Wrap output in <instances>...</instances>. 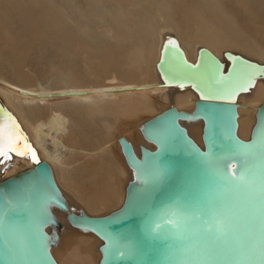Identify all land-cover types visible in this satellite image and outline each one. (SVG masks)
I'll return each mask as SVG.
<instances>
[{"label":"water","instance_id":"water-1","mask_svg":"<svg viewBox=\"0 0 264 264\" xmlns=\"http://www.w3.org/2000/svg\"><path fill=\"white\" fill-rule=\"evenodd\" d=\"M223 58L201 46L192 62L178 39L165 35L156 62L158 86L190 87L197 99L190 112L170 105L139 125L153 149L142 146L136 156L129 141L119 138L131 178L121 206L100 216L69 207L50 165L38 158L0 99V126L8 121L17 128L33 161L0 179V264H58L50 251L60 227L52 206L65 211L71 225L102 240L99 264H264V102L249 139L236 134L237 96L257 79L264 82V63L229 50ZM180 119L202 120V146ZM11 155L20 156L9 151L0 164L10 162ZM208 228L222 237L214 252L205 251Z\"/></svg>","mask_w":264,"mask_h":264},{"label":"bare ground","instance_id":"bare-ground-1","mask_svg":"<svg viewBox=\"0 0 264 264\" xmlns=\"http://www.w3.org/2000/svg\"><path fill=\"white\" fill-rule=\"evenodd\" d=\"M46 1L50 2V0ZM65 2V9L67 7L70 12L66 9L67 14H64L73 22L72 32L84 37L76 44H98L101 51L106 54L107 61L118 72L125 74L124 76H137L139 79L118 82L113 76L98 84L69 86L68 83V86H64L66 83H63L62 88L49 90L50 88L31 84L25 72L19 69V66L14 69L16 66L11 64L14 79L7 80L0 73V99L19 122L31 146L36 150L38 158L50 165L55 181L69 207L74 212H78L79 210L75 209L80 208L74 209L70 205L72 199L67 195V189L74 193L76 202L81 207L82 205L86 207L84 210L81 209L82 211L89 216H100L121 206L126 184L131 178V169L125 162L119 138L124 137L129 141L136 156L140 154L142 146L153 149L154 145L142 136L139 125L170 105H174L178 110L190 112L197 99L190 87L181 90L174 86H158L162 80L156 69V62L165 35H174L183 48L186 59L192 62L196 58L197 49L205 46L221 61L224 60L223 52L229 50L258 63H264V23H254V33L244 34L241 30L236 32L233 22L226 14L224 0H67ZM235 3L242 4L243 0H235ZM12 9L22 11L23 16H31L33 22L35 21V0H0V21L4 20L3 17ZM39 10L43 14L49 12L45 4ZM2 27L0 26V70L4 68L1 58H11L16 63L15 59L21 52L16 49L12 35ZM33 33L34 31H30V34ZM87 70L89 75L93 74V76L102 72V68L95 71L93 68ZM75 78L80 79L72 76L74 83ZM58 80H61V83L66 81L65 79L62 81L61 78ZM136 86L150 87L112 90ZM67 90H83L85 93L60 97L49 95ZM263 102L262 78L257 79L254 87L248 92L237 96L236 134L241 139H249L255 123L257 107ZM120 116L125 118L122 120L125 131L113 134V139L109 138L114 141L113 145L106 140L96 147L88 140L90 137H102L101 128L106 131H104L105 137H111L110 130H107V121L109 118L113 121ZM79 118L87 119L89 125H84L86 122L82 124L83 120L79 123L77 121ZM179 123L185 127L187 134L202 146V120L180 119ZM0 129H3L5 141L11 137L19 142L20 152L27 151L26 155L14 151L20 156L11 155L10 162L0 164L1 179L32 166L33 161L28 156L29 146L16 127L7 121L0 126ZM25 145L28 150L25 149ZM103 149L106 150L107 156L105 158L101 156V162L98 153ZM102 167L110 173V176L106 174L110 179L108 182L105 180L107 183L103 184L104 187L100 191L99 184L104 180L103 172H105L102 171ZM79 186L82 187L81 190L78 189ZM84 189L89 196L84 199L87 202L83 200ZM51 210L60 222L57 230L58 240L50 247L57 263L99 264L101 257L99 246L102 240L91 231L71 225L65 211L55 206H52ZM57 248H61L59 251L65 250L64 259L59 257L61 254L57 253Z\"/></svg>","mask_w":264,"mask_h":264},{"label":"rangeland","instance_id":"rangeland-1","mask_svg":"<svg viewBox=\"0 0 264 264\" xmlns=\"http://www.w3.org/2000/svg\"><path fill=\"white\" fill-rule=\"evenodd\" d=\"M63 1L64 0H50V2H47L46 0H35L34 22L33 17L23 16L22 11L19 12L16 9L8 11V13L3 17L4 20L0 21V26H3L2 29L7 30L12 35L11 37L14 45L16 46V49L21 52L19 57L15 59L16 63H14L11 58V60L9 58L8 60L6 57L1 58V62H4V68L0 70L2 77H4L5 79L7 78V80L14 79V76H12L13 73L11 72V68L13 65L16 66L14 69L19 66L18 68L25 72L27 77L30 78L31 84H37L46 89L50 88L49 90L53 88L54 90H57L60 87L62 88V85H64L65 83L66 84L64 86H68V83H70L69 86H81V84L82 86H86V83H88V85L98 84L106 81L108 78H112L113 76L118 82H123L124 80L128 79L138 80L139 77L137 76H124L125 74L118 72L115 67L107 61L106 54L101 51L100 47H98V44H76L80 43V41H82L84 37L82 38L80 37V35H76L75 32H72V30L74 29V25L71 23L73 22L71 20L70 22V18L68 19V17L64 14L66 13V11L70 12V10H68L67 7V10L65 9V1L67 0H65L64 2ZM44 4L47 8H49V12L47 11L48 13L45 14L39 12V8H41ZM224 5L226 7V14L233 22L236 32L241 30L244 32V34H250L251 32H253L254 23H264V0H243L242 4L235 3V0H224ZM157 16L158 15L156 14L155 17ZM232 22L229 23L232 24ZM91 28L92 30H94V27L92 25ZM30 31H34L35 36H33L34 33L33 35L30 34ZM93 35L94 37H97L96 34ZM109 42L112 43L111 41ZM3 59L5 61H3ZM91 68H93L94 71L102 68V72L100 74H97L95 72L96 74H94V76L93 74L89 75V71L87 69ZM73 73H75V75ZM72 76H76L80 79L75 78L74 83V78L73 80L71 79ZM95 77L99 78L96 79ZM60 78L62 79V81L64 79L66 81L64 80L65 82L61 83V80H58ZM70 80L72 81L70 82ZM83 81L85 82V84H83ZM56 82H58V86L60 85L59 87L57 86ZM120 117L117 119L114 118L113 121L110 120L112 118H109V120L107 121V130H110L109 135H111V137H105L106 131L101 128L102 137L104 139L102 137H90L88 140H90L92 144L96 145V147H99L100 144L102 145V143H104L106 140H109L111 145H113L114 141L111 140L113 139V134L122 133L125 131V128L123 126L124 121H122L125 120V118H123L122 116ZM84 119L85 118H79V120L77 121L79 123H82L81 120H83L82 124H84L85 122L88 123V121H86L87 119ZM86 123L84 125H89V123ZM106 154V150L103 149L98 153V156L101 159V156L102 158H105V156H107ZM105 169L106 168H103L102 171H104ZM103 173L104 180H101L99 184V186L101 187L100 191L104 187L103 184H106L108 182V179H110V173L107 170H105V172ZM106 174L109 176H106ZM105 180H107V182ZM78 189L81 190L82 187L79 186ZM67 190V195L72 199L70 202L73 205L71 203L70 205L73 206L74 209L75 207H80L75 210L86 209L84 205H82L81 207V205L76 202V196L74 195V193L69 189ZM83 191H85L83 196L84 200L89 196L86 195L87 193L85 189ZM84 201L87 202L86 200ZM60 249L61 248H57V253L59 255L61 254V256H59L61 259H64L66 252L64 249H62L63 252L59 251Z\"/></svg>","mask_w":264,"mask_h":264},{"label":"snow or ice","instance_id":"snow-or-ice-1","mask_svg":"<svg viewBox=\"0 0 264 264\" xmlns=\"http://www.w3.org/2000/svg\"><path fill=\"white\" fill-rule=\"evenodd\" d=\"M18 141L12 139L11 137L5 141L4 135H3V129H0V157L6 156L7 152L9 151H16L20 152L18 147ZM25 149L28 150L27 145H25ZM21 155H26L27 151L20 152ZM33 160H35V155L32 156ZM244 174H241L240 179L244 180ZM218 230H214L213 228L207 229V242L208 247L205 249L207 252H214L217 251L220 244L222 243V237L217 235ZM262 255H264V249H262Z\"/></svg>","mask_w":264,"mask_h":264}]
</instances>
